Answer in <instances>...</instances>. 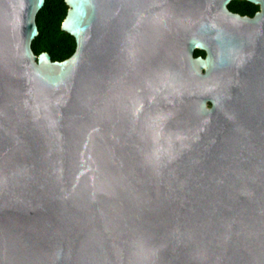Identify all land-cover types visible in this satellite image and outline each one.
<instances>
[{
    "label": "water",
    "instance_id": "1",
    "mask_svg": "<svg viewBox=\"0 0 264 264\" xmlns=\"http://www.w3.org/2000/svg\"><path fill=\"white\" fill-rule=\"evenodd\" d=\"M65 1L0 0V264H264V0Z\"/></svg>",
    "mask_w": 264,
    "mask_h": 264
},
{
    "label": "trees",
    "instance_id": "2",
    "mask_svg": "<svg viewBox=\"0 0 264 264\" xmlns=\"http://www.w3.org/2000/svg\"><path fill=\"white\" fill-rule=\"evenodd\" d=\"M232 11L252 15L259 4L250 0H230L227 4ZM68 4L65 0H44L36 18L38 32L31 40V48L38 54L47 51L52 59L68 57L75 49V39L67 30L61 28ZM194 54L204 55L205 50L195 48Z\"/></svg>",
    "mask_w": 264,
    "mask_h": 264
},
{
    "label": "flooded vegetation",
    "instance_id": "3",
    "mask_svg": "<svg viewBox=\"0 0 264 264\" xmlns=\"http://www.w3.org/2000/svg\"><path fill=\"white\" fill-rule=\"evenodd\" d=\"M255 12H256V11H255ZM255 12H254V13H255ZM238 13H239V12H238ZM254 13H253V14H254ZM240 14H241V13H240ZM244 14H246V13H244ZM244 14H243V15H244ZM253 14H252V15H253ZM246 15H249V14H246Z\"/></svg>",
    "mask_w": 264,
    "mask_h": 264
}]
</instances>
